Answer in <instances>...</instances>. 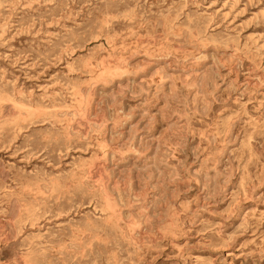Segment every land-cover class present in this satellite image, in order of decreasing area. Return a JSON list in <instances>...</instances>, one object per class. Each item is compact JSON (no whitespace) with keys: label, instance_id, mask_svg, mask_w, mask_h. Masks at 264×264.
Segmentation results:
<instances>
[{"label":"rangeland","instance_id":"1","mask_svg":"<svg viewBox=\"0 0 264 264\" xmlns=\"http://www.w3.org/2000/svg\"><path fill=\"white\" fill-rule=\"evenodd\" d=\"M0 264H264V0H0Z\"/></svg>","mask_w":264,"mask_h":264}]
</instances>
